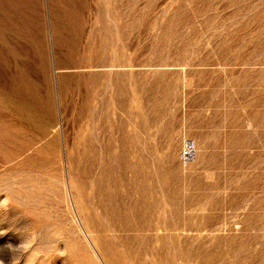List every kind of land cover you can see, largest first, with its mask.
<instances>
[{
  "label": "rangeland",
  "instance_id": "rangeland-1",
  "mask_svg": "<svg viewBox=\"0 0 264 264\" xmlns=\"http://www.w3.org/2000/svg\"><path fill=\"white\" fill-rule=\"evenodd\" d=\"M0 264H264V0H0Z\"/></svg>",
  "mask_w": 264,
  "mask_h": 264
},
{
  "label": "bare ground",
  "instance_id": "bare-ground-1",
  "mask_svg": "<svg viewBox=\"0 0 264 264\" xmlns=\"http://www.w3.org/2000/svg\"><path fill=\"white\" fill-rule=\"evenodd\" d=\"M19 107H21V106H19ZM23 108H25V106L23 107ZM101 159H102V157H101ZM103 161H104V158H103ZM102 162V161H101ZM106 162V161H105ZM105 164V163H104ZM103 166H105V165H103ZM102 166V167H103ZM104 168V167H103ZM104 170V169H103ZM103 173V172H102ZM139 213V212H138ZM138 217H139V215H138ZM140 218H142L141 216H140Z\"/></svg>",
  "mask_w": 264,
  "mask_h": 264
}]
</instances>
